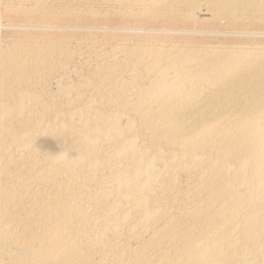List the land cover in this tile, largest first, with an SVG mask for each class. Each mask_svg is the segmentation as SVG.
<instances>
[{"label": "bare ground", "instance_id": "bare-ground-1", "mask_svg": "<svg viewBox=\"0 0 264 264\" xmlns=\"http://www.w3.org/2000/svg\"><path fill=\"white\" fill-rule=\"evenodd\" d=\"M0 264H264V0H0Z\"/></svg>", "mask_w": 264, "mask_h": 264}, {"label": "rangeland", "instance_id": "rangeland-1", "mask_svg": "<svg viewBox=\"0 0 264 264\" xmlns=\"http://www.w3.org/2000/svg\"><path fill=\"white\" fill-rule=\"evenodd\" d=\"M75 45V44H74ZM73 47H75V46H73ZM76 65H79L78 63H76ZM80 70V69H79ZM72 76V75H71ZM69 78V81L71 80V83L72 82H74L75 83V81H77L78 80V78H77V80H76V76L74 77V75L72 76V77H68ZM52 89L53 90H55V86H52ZM111 238H114V237H111ZM120 238V239H119ZM126 238V239H125ZM124 238V236H118V239L120 240V242H122L121 244H124V245H127V244H134L135 243V241H133V240H130V239H128V237L126 236ZM133 241V242H132Z\"/></svg>", "mask_w": 264, "mask_h": 264}]
</instances>
